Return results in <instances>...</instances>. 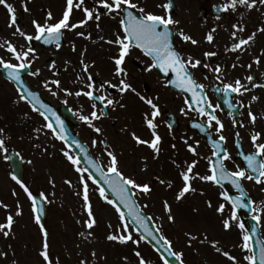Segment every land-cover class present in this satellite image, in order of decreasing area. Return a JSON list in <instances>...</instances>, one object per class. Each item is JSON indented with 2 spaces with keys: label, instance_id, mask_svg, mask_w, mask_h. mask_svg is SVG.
I'll return each mask as SVG.
<instances>
[{
  "label": "flooded vegetation",
  "instance_id": "obj_1",
  "mask_svg": "<svg viewBox=\"0 0 264 264\" xmlns=\"http://www.w3.org/2000/svg\"><path fill=\"white\" fill-rule=\"evenodd\" d=\"M191 1L193 2V0ZM9 2L16 9L17 24L9 26L10 15L7 9L3 5H0V44H4L5 41H11L18 49L26 48L28 43L16 33L17 26L24 32L35 35L33 20L41 24L45 23L47 20L46 13L50 11L53 19L48 22L56 23L62 18V14L66 10V0H62V8L59 0H27V7L29 9L27 12L24 11L23 7L25 0H9ZM133 2L137 3L139 7L145 8L146 12H153L152 8L155 7L158 10L157 14H168L165 9L159 7V5L167 3V0H160L151 4L147 3L146 5L144 0H133ZM197 2L199 6L197 7V19L184 18L180 22V19L175 17L177 7L176 1L173 0L176 9L174 8V12L170 13H172L173 20L179 22L176 25L170 26L173 32L174 47L183 56L187 57L191 55L202 61L201 66L191 69V71L195 80L204 86L203 94L207 100L214 106L219 104L220 109H222V111L218 109L215 113L224 124L222 134L226 137V142L221 143L232 157L231 160L225 161V164L229 170L233 171L236 170L237 166L246 169V162L239 153L250 154L256 151L251 141L252 134L259 133L260 139L257 143H264V87H253L256 83L264 84V32L258 31L259 28L264 27V16L260 18V15H262L260 11L264 10V5L258 4L257 7L252 9L239 6L236 10L229 9L228 11H222L223 6L226 3H230V0H200ZM51 6L52 8H50ZM83 7L98 8V0H85ZM99 11L101 17L98 22L93 19L88 21L83 27H78L74 30H63L61 47L59 49L56 48L55 43L49 45L44 44L43 40H33L31 46L35 49L36 58L32 62L30 69H25L21 72V82L10 80L6 70L0 67L1 80L4 84L11 86L16 93V101H11L8 108L1 107L2 104L0 105V129H3V134L0 138L5 139V147L8 149L7 153L3 152L5 153L6 164L9 168V155L13 154L16 156L21 162L23 171L19 179L26 184L25 172L26 168L30 167V164L27 163L31 160L30 155H32V152L36 153L39 150L40 153L46 152L44 149L45 145H42L43 139L48 141L46 144L48 147L58 146L64 151L70 152L51 130L43 127L47 123L44 117L34 111L28 102L20 100L15 84L25 83L30 90L37 92L41 99L54 108L58 115L63 114L62 111L65 113L71 112L73 115L72 120H68L65 126L71 131L72 135L77 136L90 152L91 149L93 150L98 147L101 150H108L114 147L116 149L119 148L117 143L115 144L117 146H114V141L104 138L97 143L95 136L98 133L80 119L81 115H90L93 111V103H96L97 107L95 110L98 115H101L103 104L99 101H91L87 97H83V95L77 97L74 94H65V89L72 93L88 90L86 88L87 74L83 72L81 64V60H83L85 64L89 65L88 71L93 76L96 88L100 89L103 87V91H98L96 94L106 95L110 99L120 101L119 104L109 106L105 110V114L102 115V118L95 120L93 123L96 127H101L104 130L111 129L114 137L116 133L114 127L117 123L119 121L122 123L129 121L130 134L128 141L131 148L129 151H137L139 148L143 150L139 149V152H141L140 160H143L142 163L140 161L139 163L144 166V175L149 177L146 183L151 187L152 182L158 181L161 178L166 182L163 185L164 194L160 193L161 198L164 199V196L174 198L178 190L183 186L180 173L186 170L188 163L197 161V165L193 169L194 173L206 171L207 175L210 174L209 159H215L211 141H218L221 133L217 132V126L214 122L211 128L208 127L207 116L195 111V108L198 107L197 105L193 104L191 110L188 108L185 101L188 100L191 103V96L189 97L187 94L170 89L166 80L155 68L147 71V66L151 63L150 58L144 56L140 49L133 47L130 50V54L125 58L123 65L128 73L127 80L133 85L137 93L153 99V102L160 109V115L155 118V123L157 124L155 131L161 137L159 153H155L148 145L138 144L133 138L131 118L128 115L132 114L130 116L133 117L135 113L134 116H138L140 119L137 128L141 127L140 131L144 132L145 136L141 137L137 134L136 136H139L143 140L151 141L154 137L152 130L146 125L145 113H150L152 110L136 93L127 92L118 97L120 96L118 89L109 88L105 84L106 81H111L114 84L118 83V78L115 76L113 59L118 55V47L115 44H108L106 41L109 39L114 40L115 34L121 31L119 21L122 17L115 13L109 15L103 8H99ZM255 11L257 13L256 17L254 16ZM133 12L139 15L136 10H133ZM84 19V12L74 7L69 23L76 24ZM97 23H99V28L97 27ZM235 24H240L245 28L244 32L237 33V38H247L251 33H256L254 40L245 46V50H229L232 44L236 42L232 38V32L235 31L233 25ZM182 25H184V28ZM181 30L198 41V43L193 45L191 42L182 41L179 35ZM80 32H84L85 37L79 36L78 33ZM209 33L213 35L212 42H208L206 39ZM88 34H91V39L87 38ZM73 45H75V50H73ZM104 49L108 54L104 55L105 62H100L97 59ZM205 52H215L216 55L205 57ZM0 57L10 60L12 63H17L12 55L6 51V48L0 47ZM29 59L32 60L31 57ZM257 59L260 61L259 64L255 62ZM53 62L55 63L54 68L51 67ZM204 63H207L209 67L204 68ZM233 64L236 65L235 68H233ZM250 64L252 67L249 69L248 65ZM217 65L222 69L220 80L216 79V75L212 71ZM36 70H39V76L31 75V72ZM249 75L254 77L251 83L246 79ZM78 76L82 77V79H78ZM236 79H240L249 91L243 92L242 95L231 93L227 99H231L234 106L232 109H229L228 105L224 102L226 97L222 92H217L216 89L217 87L223 88L224 83H234ZM53 80L60 81V88L50 83ZM46 81L49 82V87L52 91L56 92L59 102L55 103L52 97L46 98L42 95L43 91L45 94L50 93L44 87ZM124 95H127V97H123ZM254 96L257 99L253 100L252 97ZM121 104L124 107H121ZM182 109L183 112L181 111ZM123 110L126 112L127 117H122L121 113L118 112H122ZM249 111L255 114V123L251 122L248 115ZM233 119L237 122L235 127L233 126ZM241 122L243 126H240ZM195 124H200L204 130L194 127ZM37 129L41 130L37 131ZM237 132L239 133V137L236 135ZM103 133L101 132V134ZM94 141L95 143H93ZM188 145L196 147L197 154L194 155L190 152ZM116 149L115 151H117ZM117 152L120 153L122 150H118ZM159 168L162 169L163 175L158 171ZM170 169H172L174 174L172 179L167 178L168 170ZM2 172L5 173L4 165ZM165 173L167 175H164ZM168 182L172 184L171 188L168 187ZM12 183L20 194L24 193L16 181H12ZM241 183L244 191L247 193L244 202L249 206L238 210V218L245 224L247 234L248 230L252 227L256 228L259 238L264 245V184H257L254 181L246 179L241 181ZM209 184L208 199L211 200V204L216 203L215 200L217 199L218 204L225 205L223 213L217 210L216 212L223 217H231L232 206L229 201H225L221 197L220 193L226 191L235 197L239 195V192L230 182H222L221 185L211 182ZM192 186L196 191L198 190V179L192 180ZM201 193L203 194L202 191ZM193 194V192H190L186 196L191 197ZM24 195L27 196L25 193ZM0 196L3 197L1 194ZM218 204H216V207H218ZM162 207L165 215H167L168 213L165 211L164 204ZM252 208H255L256 212H252ZM253 215L261 217L259 223L252 219ZM239 231L241 232L240 229ZM242 236L243 233L241 232V242L243 244ZM249 254L243 249L244 257Z\"/></svg>",
  "mask_w": 264,
  "mask_h": 264
},
{
  "label": "snow or ice",
  "instance_id": "obj_2",
  "mask_svg": "<svg viewBox=\"0 0 264 264\" xmlns=\"http://www.w3.org/2000/svg\"><path fill=\"white\" fill-rule=\"evenodd\" d=\"M85 4V0H66V10L62 14V18L59 19L56 23H50L53 19L52 13L48 11L46 13L47 20L45 23L41 24L40 22L33 20V26L35 28V35L28 34L20 29L18 26L16 27V33H18L24 40L28 43L26 48H17L11 41H5L4 44H0V47L6 48V51L10 53L17 63H12L10 60H5L3 57H0V67H2L7 72V76L10 80H14L17 82H21V72L25 69H30L32 62L36 58L35 49L31 46V42L33 40L40 41L43 40L44 44H53L57 49L61 47V39L63 35V30H74L78 27H83L88 21L95 19L97 22L100 20L101 13L99 8H103L107 11L109 15L113 13L117 15H121V19L119 21L121 31L115 34L114 40H107L108 44H115L118 47V55L114 57L115 64V76L118 78V83H112L111 81H106L105 84L109 88L118 89L120 93L133 92L136 95L140 96V99L144 101L147 105L150 106L151 112L145 113V122L147 127L152 130L153 139L151 141L143 140L139 136H136L133 133V138L136 140L138 144L148 145L155 153H159V143L161 141V137L156 133L157 124L155 123V118L160 115V109L156 103L153 102V99H149L143 95H140L136 92V89L133 87L131 83L128 82L127 77L128 73L125 67H123L125 63V58L130 54V50L135 47L142 51L144 56L149 57L151 63L147 66V71H151L152 69H158L161 73L167 74L169 72L175 74V80L171 81L175 85L176 88H179L183 91L191 93V103L186 100L185 103L188 105V108L191 110L193 108V104L198 107L195 108V111L201 113L204 116H207V125L209 128L212 127L213 122L217 126V132L221 133L219 135V139L212 140L213 146V156L215 159H209V172L208 175H199V173H194L193 169L197 165V161H193L187 164L186 170L181 171L180 176L183 181V186L179 189L176 194V200H183L186 195L190 192H195L196 189L192 186L193 179H199L205 182H211L213 184L220 185L222 182H230L232 186L239 192V195L233 197L228 192H221L220 195L225 201H229L232 206V212L230 219H225L223 221V227L225 230H229L232 227L231 221L237 222V227L243 233L242 240L243 244L241 247L246 250L249 255H246L244 259L248 261V264H264V245L260 248L259 258H257L256 252L251 247L250 241L252 237L247 234V229L245 228V224L239 220L238 218V210L242 208H246L249 205L244 202V198L247 193L244 191L241 181L249 180L254 181L257 184H264V143H257L260 139L259 133H253L251 136V141L256 151L250 154H245L240 152L239 155L242 156L243 160L246 162V169L237 166L236 170H229L225 164V161L231 160L232 157L230 153L223 147L221 142H226V137L222 134L224 129V124L220 120V118L215 114L218 109H220V105L216 104L215 106L207 100L206 96L203 94L204 86L199 84L191 71V69L197 68L201 66L202 61L192 57L191 55L185 57L183 56L175 47L173 42V32L170 26L176 25L179 22L173 20L170 10L173 7L172 0H168L167 3L159 5L165 9L168 13L167 15H159L152 12H146L145 8L139 7L137 3L133 2V0H98L99 7L98 8H88L83 7ZM264 5V0H230V3H226L223 6L222 11L236 10L239 6H245L248 9H252L257 7V5ZM0 5H3L9 15H10V23L9 26H14L17 24L16 17V9L9 2V0H0ZM24 11H29L27 7V0L23 4ZM74 7L76 9H81L85 14V19L76 23L70 24L69 19L70 15L73 12ZM133 10L139 13V15L134 14ZM97 27L99 28V23H97ZM235 31L232 32V38L235 43L232 44L230 51H241L245 50V46L249 45L255 38L256 33H251L247 38H237L238 32H244L245 28L240 24L233 25ZM258 31L264 32V27L258 29ZM79 36L85 37L84 32L78 33ZM179 35L184 42H191L193 45L197 44L198 41L193 39L190 35L185 34L182 30L179 32ZM87 38L91 39V34H88ZM103 39V37H101ZM208 42L213 41V35L209 33L206 36ZM73 50H75V45H73ZM215 52H205V57L215 56ZM32 58L30 60L29 58ZM257 64L260 63L259 59L255 61ZM81 64L83 66V72L87 74V82L86 88L88 90H80L75 93L65 89L66 95H76L77 97L83 95L87 97L91 101H99L103 104V108L101 109V115H98L95 110L97 105L96 103L92 104L93 111L90 115H81L80 119L88 124L89 127H92L95 132L100 133L102 131L101 128L96 127L93 123L95 120L101 119L102 115L105 114V110L109 106H113L119 104V100H114L108 98L106 95H97L98 91H103V87L100 89L96 88V85L93 82V76L88 71L89 65L85 64L83 60H81ZM233 68L236 67L235 64L232 65ZM51 67H55V63L51 65ZM204 68H208L209 65L207 63L203 64ZM249 69L252 65H248ZM213 73L216 75V79L220 80V73L222 69L219 65H217L214 69H212ZM39 70L31 72L33 76H39ZM78 79H82V77L78 76ZM247 81L251 83L254 80L252 75L246 77ZM50 83L54 84L57 88H60V81L53 80ZM223 83V82H222ZM44 87L52 92L53 95H56V92L52 91L49 87V82L44 83ZM253 87H264V84L256 83ZM199 90V93H198ZM217 92H222L226 97L225 103L228 105L229 109L233 108V102L231 99H227L231 93H236L242 95L243 92L249 91V89L241 82L240 79H236L234 83H224L223 88L217 87ZM33 98L36 103L32 104L33 110L38 112L39 115L44 117L45 121H48L43 125L44 128L51 130V132L56 136L57 139L64 141L67 143V139L65 136V130L63 127V122L60 121V118L56 117V122L60 125L59 128L53 126V123L49 120V117L46 113H52V109L48 108L43 103H39V107H37V103L39 102V97L36 96L33 92H28L25 95L24 92L19 93L20 100H24L27 102L28 98ZM253 100L257 99V97H252ZM67 103V101H65ZM124 107V105H120ZM41 109H44L41 111ZM210 110V111H209ZM222 111V109H220ZM183 112V109L181 110ZM55 115L54 113H52ZM249 118L252 123H255L256 116L251 111L248 113ZM236 121L233 119V126H236ZM240 126H243L241 122ZM194 127L201 128L204 130L200 124H195ZM41 129H37L40 131ZM3 134V129H0V136ZM237 137H239V133H236ZM74 144L81 151L84 149L81 145L73 141ZM95 143V141L93 142ZM188 149L194 155L197 154L196 147L192 145H188ZM0 150L7 153L8 149L5 147V139L0 138ZM64 156L74 165L76 166V171L80 173V182L83 186L82 198H83V210L87 213V219L85 220V226L87 229H92L96 224V219L93 213V207L89 198V186L85 181V173L88 172L87 169H82L79 167V158L74 157L68 151H64ZM19 155V153H17ZM107 155L110 157V163L108 165L107 171H103L99 166H96L95 170L99 173L100 178L103 183L108 186L111 192L115 195L116 199L112 200L108 198V195L105 192L103 187H99V181L92 175V173H88V177L92 179V183L98 185V191L101 198L104 199L105 202L112 205L116 212L119 215V220L121 221V227L124 229V234H109L107 239L109 241H117L121 244H127L131 241L133 244L139 245L142 240H146L147 238H151L156 242L160 247L157 248V251H161L163 249L164 253L173 257L178 264H185L183 260V253L177 252L173 250L172 242L166 239L163 236L157 237V233L160 232V228H156L155 232L151 227H149V221L151 217H146L142 213V209L137 205L135 200V194L133 193V189L138 190L141 193H149L151 191V187L149 184H140L134 179L130 177H125L122 172L118 168V160L115 154L112 152H108ZM260 158V159H258ZM31 163V161H29ZM12 179L16 181L17 184L23 189L24 193L27 195L32 205V212L34 214V219L37 225L40 226L41 233L43 235V245L40 255L42 256L45 264H54V261L50 259L49 255V242L48 237L49 233L46 230L44 224L41 223V215L40 213L43 210V206L38 202L37 195H34L30 188L22 182L21 179H18L16 175L12 176ZM67 183H71L70 181H66ZM161 184L166 183L163 180L159 181ZM168 187L171 188L172 184L168 182ZM80 193H78L79 195ZM13 195H16L13 192ZM39 200L43 202H48V197L45 193L40 192L38 194ZM165 211L168 213V219L170 222L175 221V217L171 214V206L167 201H164ZM127 209V216L125 215V211L122 210ZM0 207L8 208V205L3 204L0 201ZM209 207H211V202H209ZM225 209L224 204H220L217 208V211L223 213ZM252 212H256L255 208L251 209ZM16 215H22V209L19 204H17ZM128 218L131 219L132 224L128 223ZM252 219L259 223L261 217L259 215H253ZM14 223V217L12 214H8L6 217L5 223H0V233L3 236L7 237L11 233L12 226ZM135 225L137 228V239H133V232L129 231L132 225ZM109 227H111L109 225ZM143 234H140V232ZM81 237L87 238V236L91 235V232L87 233V236L84 232L79 234ZM189 235V244L196 237ZM213 247H216L215 242L212 244ZM216 251H220L218 247H216ZM0 255L6 256L7 253H0ZM95 256V252L92 253ZM136 257L139 258L138 264H148V262L144 259L139 251L135 252ZM229 260L233 261V264H236V258L229 255L227 251L223 253ZM82 264H86V262L82 261ZM164 264H169L168 260H164Z\"/></svg>",
  "mask_w": 264,
  "mask_h": 264
},
{
  "label": "rangeland",
  "instance_id": "obj_3",
  "mask_svg": "<svg viewBox=\"0 0 264 264\" xmlns=\"http://www.w3.org/2000/svg\"><path fill=\"white\" fill-rule=\"evenodd\" d=\"M59 1L62 8V0ZM144 1L146 5L160 0ZM175 1L177 7L175 17L180 19V22L184 18L197 19V7H199L197 1L200 0H193V2L191 0ZM152 9L155 14L158 13L155 7ZM261 12L260 18L264 16V10H261L260 14ZM256 15L255 11L254 16L256 17ZM182 27L184 28V25ZM107 54L104 49L97 60L105 62L104 55ZM42 95L46 98L52 97L55 103L59 102L57 96L54 95V97L51 92L45 94L43 91ZM15 96L14 89L8 84H4L0 78L1 107L8 108L11 101H16ZM121 96L122 93L118 97ZM123 97H127V95ZM118 112L121 113L122 117H127L124 110ZM130 115L132 116V114L128 115L131 118V130L143 137L144 132L140 131L141 127L137 128L140 119L138 116H134L135 113L133 117ZM129 126V121L123 123L119 121L114 127L116 132L114 137L111 129L104 130L99 127L104 133L101 134L100 132L95 136L97 143L102 138L114 141V146H117L116 143L119 146L118 149L114 148L117 151L122 150V152L118 153L114 148L101 150L98 147L91 149V154L98 164L107 171L110 163V157L107 153L112 152L116 155L118 168L125 177L145 184L149 177L144 175V166L139 163V161L143 162L140 160L141 152L139 149L143 150L139 148L137 151H129L131 149L128 141ZM42 141V145L48 147L46 145L48 141L45 139ZM45 147V153H40L39 150L36 153L32 152V155L29 154L31 163L27 162L30 167L26 168L25 182L34 195L38 196L40 192H43L48 197V202H44L47 214L46 230L49 233V255L54 264H82V261L86 264H138L139 258L135 255L136 251L141 253L148 264H158L153 252L142 241L136 245L131 241L127 244H121L107 239L109 234H124V229L121 227L119 215L115 213L112 205L100 197L98 189L91 184L85 175V181L89 186V198L96 219V224L92 229L86 228L84 222L87 219V213L83 210V186L80 182V173L75 170L76 166L64 156V150L61 147ZM3 161L5 162L3 163ZM3 165L5 166V173L2 172ZM158 171L163 175L161 168ZM199 175L203 176L207 173L206 171H199ZM173 177L172 169L168 170L167 178L172 179ZM160 180L162 179L152 182V190L148 194L133 189L135 199L145 214L151 217L155 228H160V234L172 242L173 250L183 253L185 264H233L232 260L223 255L225 251L236 258V264H248V261L244 259L241 232L236 226L237 222L231 221L232 227L225 230L223 221L230 219V217H223L216 212L220 205L216 201L217 199L215 200L216 203L209 207V202H211L208 199L209 182L198 179V190L193 192L191 197L186 196L184 200L177 201L176 196L174 198L164 196L165 200L161 198L160 193L164 194V184H161ZM13 192L16 195H13ZM78 193L80 194L78 195ZM0 194L3 195V197L0 196V201L8 205L7 209L0 207V223L6 222L9 213L14 217L9 236L5 237L0 233V253H7L6 256L0 255V264H45L40 255L43 235L34 222L29 198L24 193L20 194L11 181V174L3 151H0ZM164 201H167L171 206V214L175 217L174 222H170L168 214L165 215L163 211ZM17 204L22 209V215H16ZM129 231L133 232L131 228ZM81 232H84L86 236L87 233L91 232V235L84 238L79 235ZM188 234L196 237L191 241V244H189ZM137 238L138 236L133 232V239ZM213 242L220 249L219 252L216 251V247L212 246ZM93 252H95V256L92 255Z\"/></svg>",
  "mask_w": 264,
  "mask_h": 264
},
{
  "label": "water",
  "instance_id": "obj_4",
  "mask_svg": "<svg viewBox=\"0 0 264 264\" xmlns=\"http://www.w3.org/2000/svg\"><path fill=\"white\" fill-rule=\"evenodd\" d=\"M160 72V71H159ZM161 76L167 80L168 82V86L174 90H177L179 92H182V93H186L190 96V92H186V91H183L179 88H176L175 85L173 83H171V81L175 80V74L174 73H167V74H164V73H161ZM18 87H19V90L22 91V92H27V88H26V85L25 84H17ZM198 93H199V90H198ZM63 114H61L63 116L62 120L64 122H66L67 118L69 117L65 112L62 111ZM48 117H49V120L53 123V126L56 127V128H59L60 125L56 122V115H53V114H46ZM61 116V117H62ZM61 120V119H60ZM62 121V122H63ZM64 122H63V127H64V130L66 132L67 129L64 125ZM65 132V136H66V139H67V143H64L69 146L72 150V152L74 153L75 157H78L79 158V163L81 164V166L84 168V169H87L88 172H86V174L88 175V173H92V175L99 181V187H103L105 189V192L106 194L108 195V198L109 199H112V200H115L116 197L115 195L111 192V190L108 188V186L106 184L103 183L102 179L100 178L99 176V173L96 172L95 168L97 166V164L92 160V158L89 156L87 150L81 145V147L84 149V151H81L80 148H78L76 146V144L73 143V141H76L78 142L75 138L71 137L70 134L66 133ZM12 170H13V174L19 176V174H21V168H20V164H18V162H16L15 160H12ZM92 180V179H91ZM96 186H98L97 184H95ZM38 199V202H40L39 198ZM42 204V203H41ZM43 206V205H42ZM122 207V210L125 211V215L127 216V209H123V206ZM41 215V223L44 224L45 223V213H44V207H43V210L42 212L40 213ZM147 217V216H146ZM128 221L130 224H132V221L130 218H128ZM132 227L134 228V230L137 232V228L136 226L133 224ZM149 227H151L153 229V231L155 232V228L151 222V220L149 221ZM140 234H143L142 230L140 232ZM157 237L159 238V234L157 233L156 234ZM251 237H252V234H251ZM253 240V237L252 239ZM150 247H152L157 253L158 255L162 258V260L164 261L165 259L168 260L169 264H178L177 261H175V259L169 255H167V253H164L163 252V249H161V251H157V248L160 247L159 245L156 244L155 241H153L150 237L147 238L146 240H144ZM256 248H259L260 246L259 245H256L255 246ZM255 252L257 250H254Z\"/></svg>",
  "mask_w": 264,
  "mask_h": 264
}]
</instances>
